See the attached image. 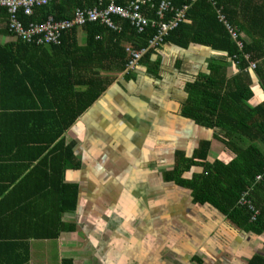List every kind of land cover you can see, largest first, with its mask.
<instances>
[{
    "label": "crops",
    "instance_id": "1",
    "mask_svg": "<svg viewBox=\"0 0 264 264\" xmlns=\"http://www.w3.org/2000/svg\"><path fill=\"white\" fill-rule=\"evenodd\" d=\"M219 5L264 77V0H220ZM203 24L204 35L199 36L203 44L191 36L179 37V44L163 39L132 70L118 72L111 67L114 53L85 49L83 25L61 33L65 52L57 56L51 47L58 46L60 38L57 45L39 48L20 44L6 32V15L0 7V89L14 96L9 104H23L25 93L34 90L43 91L44 102L50 100L57 81L49 79L44 85L37 71L48 68L51 74L53 65L55 78L92 76L104 86L61 135L78 162L64 170L62 179L76 185L75 205L60 215L63 227L55 238L29 240L26 264L67 260L70 264H250L255 256L264 258V231L259 235L245 231L211 203L194 199L190 181L203 172V166L229 164L237 154L221 140L224 129L197 123L186 112L199 90L191 84L205 83L204 77L213 74L214 67L222 76L223 88L238 77L250 89L251 107L264 102L256 69H240L234 57L238 50L230 59L225 51L206 45L211 33ZM109 34L103 32L95 39L112 47L116 38L110 40ZM120 38L124 50L132 47L126 33ZM72 88L81 91L85 86ZM5 138L14 144L20 140L13 126ZM233 141L246 145L237 138ZM201 142H207V147L199 161L196 151ZM5 153L14 155L12 150ZM29 194L17 189L7 200ZM7 247L0 244V264H12L4 259ZM8 249L11 254L15 246Z\"/></svg>",
    "mask_w": 264,
    "mask_h": 264
},
{
    "label": "trees",
    "instance_id": "2",
    "mask_svg": "<svg viewBox=\"0 0 264 264\" xmlns=\"http://www.w3.org/2000/svg\"><path fill=\"white\" fill-rule=\"evenodd\" d=\"M104 1L107 3V0ZM153 1V6H156V0ZM95 2L96 0H53L46 6L36 7L29 16L20 12L19 18L25 26L32 22H41L49 14L56 19L68 18L72 7L92 6ZM116 2L122 5L126 3L125 0ZM216 2L220 4V0ZM185 3V0L172 1L174 8H180ZM211 7L206 0L191 2L185 12V19L168 32L164 40H173L179 44L180 42L177 41L179 37L184 39L191 36V40L203 44L205 41L199 36L204 35L202 31L204 27L201 26L204 23L203 25L208 27L211 33V39L206 41V45L225 51L227 57L232 59L237 52L236 46L225 33L223 25L215 19ZM1 13L6 15L2 7ZM149 14L151 15V11ZM168 15L166 13L164 18ZM118 20L121 26L119 33L97 22H87L83 28L87 35L85 49L104 51L111 55L114 53L115 60H110L111 67L121 72L125 68L126 55L120 37L125 36L126 33V38L130 40L132 47L140 49L146 45L147 39L153 35L154 30L147 26L142 34H136L129 21ZM74 30L75 28L72 27L65 33ZM6 32L10 34L7 28V15ZM103 32L110 33V40L116 38L113 43L110 42L112 47H108L104 40L95 39L96 35H101ZM63 36L60 37L58 46L51 47L55 55L65 52ZM18 41L20 44H26L19 39ZM245 50L249 52V49L245 48ZM148 51L144 56L152 52ZM237 59L240 69H245L247 62L240 56ZM54 67L55 65L52 71ZM255 69L264 86V77L260 74V69ZM52 71L51 74L48 68L37 71V76L44 85L49 79H52L51 83L55 79L57 81V89L50 90L51 97L46 102L43 100V91L39 93L34 90L25 93L27 98L23 104H9L11 102L9 100L14 96L10 92L6 95V91L2 90V87L0 89V244L9 246L4 252V259H8L7 263L26 264L29 240L53 239L63 227L60 215L74 207L77 192L75 184L62 181L63 172L66 168L77 166L78 162L72 156L71 145H64L61 135L93 103L104 88L103 81L92 76L85 80H78L74 74H68L66 78L59 76L55 78ZM2 72L0 67V80ZM211 72L213 74L204 77L205 83L194 81L191 84L199 90L197 95L191 97V105L186 108V112L193 115L197 123L207 126L214 123L224 129L225 133L221 140L232 147L237 157L229 164L215 162L203 166L201 163L203 172L190 181L194 199L198 202L211 203L236 225L259 235L264 231V151H262L264 150V102L251 107L247 103L251 95L247 83L238 80L237 77L234 83L227 84L223 88L220 73L214 67L211 68ZM18 78L23 80V76ZM10 79H13L11 75ZM75 85H83L85 89L77 91L72 88ZM45 95H48V91ZM10 126L15 127L21 143L16 141L17 143L14 144L6 140L5 133ZM234 138L246 145L244 147L237 145L233 141ZM200 147L196 151V159L202 161L207 142H201ZM22 149L28 153H24ZM9 150L14 151V155L5 153ZM171 174L174 175V171ZM258 174L261 178L255 179ZM183 182L184 179L181 183ZM17 189L22 192L29 191L30 194L18 196L13 201L7 200V197ZM246 190L253 209L248 204H237L241 194ZM29 208L35 210L31 211ZM254 210L258 211V214L255 220H251ZM18 221V226L13 227ZM13 245L15 250L10 254L8 248H12ZM61 264H70V261H63ZM250 264H264V258L255 256Z\"/></svg>",
    "mask_w": 264,
    "mask_h": 264
},
{
    "label": "built area",
    "instance_id": "3",
    "mask_svg": "<svg viewBox=\"0 0 264 264\" xmlns=\"http://www.w3.org/2000/svg\"><path fill=\"white\" fill-rule=\"evenodd\" d=\"M53 0H0V7L5 9L7 15L8 32L23 43L35 45L37 47L45 45H57L62 32L70 30L72 27H78L87 22H97L109 30L121 32L120 22L118 19L129 21V25L136 34H142L145 27H151L154 30L153 35L147 39L146 45L140 49L133 47L125 48L128 54V61L125 71L132 70L139 59L150 49L157 48L163 41L168 32L177 27L185 19V12L191 2L195 0H185L186 3L180 8H174L173 0H156V6H153V0H128L125 4H118L117 0H96L94 5L86 7H75L70 17L56 19L49 14L41 22H32L27 26L19 18V13L31 15L36 7L46 6ZM212 6L215 18L224 25L225 30L234 42L239 55L247 62V67L255 68V63L249 59L248 54L244 52V44L232 26L221 6L216 0H206ZM151 11V15L149 12ZM169 14L164 18L165 14ZM261 176H256L259 179ZM248 191H244L238 199L237 204L246 205L253 209L251 200L248 197ZM258 211L254 210L251 220H255Z\"/></svg>",
    "mask_w": 264,
    "mask_h": 264
},
{
    "label": "rangeland",
    "instance_id": "4",
    "mask_svg": "<svg viewBox=\"0 0 264 264\" xmlns=\"http://www.w3.org/2000/svg\"><path fill=\"white\" fill-rule=\"evenodd\" d=\"M50 254H51V252H50Z\"/></svg>",
    "mask_w": 264,
    "mask_h": 264
}]
</instances>
